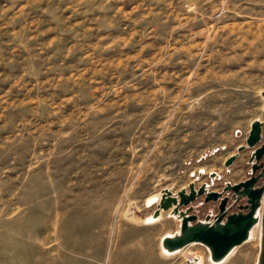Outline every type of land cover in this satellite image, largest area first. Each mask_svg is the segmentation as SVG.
I'll return each mask as SVG.
<instances>
[{
    "label": "rangeland",
    "instance_id": "rangeland-1",
    "mask_svg": "<svg viewBox=\"0 0 264 264\" xmlns=\"http://www.w3.org/2000/svg\"><path fill=\"white\" fill-rule=\"evenodd\" d=\"M263 90L264 0H0V264H189L161 252L174 204L152 223L145 200L249 177L253 148L224 161ZM257 238L218 262L186 246L257 264Z\"/></svg>",
    "mask_w": 264,
    "mask_h": 264
},
{
    "label": "water",
    "instance_id": "water-1",
    "mask_svg": "<svg viewBox=\"0 0 264 264\" xmlns=\"http://www.w3.org/2000/svg\"><path fill=\"white\" fill-rule=\"evenodd\" d=\"M264 98V90L262 91ZM264 108V107H263ZM250 130L245 138L246 144L237 147V151L224 161V166L228 167L238 156L244 147L253 148L249 158L251 176L244 181L229 183L227 182L223 192L233 191V199L237 201L239 197L247 199V204L241 206L246 208L245 212H231L227 214L226 204L228 198L223 197L222 191L208 190L204 183L201 187L196 188L192 182L188 184V190L181 189L177 192V196L172 195L169 189H163L162 195L158 200L157 209L153 216H157L161 208L166 209L174 204L173 212L180 217V234L173 235V237L165 236L162 239V245L168 250H174L184 247L190 242L204 243L209 247L210 258L213 261L222 260L234 246L244 242L249 235L251 227L258 222L256 211L263 207L262 210V236L261 247L258 254L259 264H264V181L261 185L256 187V182L259 178L264 179V164L259 162L264 153V137L262 138V127L264 121L255 119L250 123ZM258 145V146H257ZM257 175H254L256 171ZM211 175H215L212 173ZM204 195L205 201H216L220 198L218 204V212L210 221V216L205 217V221L197 219V215L191 213L192 206L189 204L198 196ZM180 205L186 206L184 211H178L177 207ZM193 221V222H191Z\"/></svg>",
    "mask_w": 264,
    "mask_h": 264
},
{
    "label": "bare ground",
    "instance_id": "bare-ground-1",
    "mask_svg": "<svg viewBox=\"0 0 264 264\" xmlns=\"http://www.w3.org/2000/svg\"><path fill=\"white\" fill-rule=\"evenodd\" d=\"M136 175V174H135ZM161 195H162V193H158V194H155V195H153V196H150V197H148L146 200H145V202H146V204L147 205H152V204H155V203H158V200L160 199V197H161ZM173 207H174V205H172V207H171V209L170 210H168V211H165L164 213H165V215L167 216L168 214L170 215L171 214V212L174 210L173 209ZM262 210H263V207L262 206H260V208L256 211V213H257V216H258V222L255 224V225H253L252 227H251V230H250V232H249V238H250V240L251 239H253L254 237H255V235H257V239L259 240V241H261V236H262V215H263V213H262ZM162 211H160L159 213H158V215L157 216H147L148 217V219H147V221H149V222H152V223H156V222H158V220H160L163 216V214H164ZM178 216V215H177ZM201 221H205V219H202ZM210 221H212V219H210ZM163 225H164V223H162ZM176 232H177V234H180V230H176ZM177 234H175V235H177ZM165 236H170V237H173V233L171 234V231H170V233L169 232H166V233H164L163 234V237H162V239L165 237ZM162 239H161V244L160 245H162ZM258 241V242H259ZM261 243V242H260ZM260 247H261V245H260ZM160 250V249H159ZM167 248H165L164 247V245H162L161 246V252H166V253H168V251H170L171 252V250H168ZM175 250V249H174ZM174 250H172V251H174ZM177 251H183L182 252V255H183V257H184V259H186L185 261H187V263H189V264H200V260H201V258H200V255L199 254H196V253H193V251L192 252H187V246H185V247H181V248H177L176 250H175V252H177ZM195 251V250H194ZM232 252V251H231ZM169 254V253H168ZM232 253H229V255H227V256H230ZM162 255V254H161ZM247 254H245V253H242L241 251H237V252H234L233 254H232V256L230 257V258H232V260L233 259H236V258H240V257H244V258H247ZM195 258L197 259H199V261H196L195 260ZM183 262V261H182ZM257 264H259V257H258V262H257Z\"/></svg>",
    "mask_w": 264,
    "mask_h": 264
},
{
    "label": "flooded vegetation",
    "instance_id": "flooded-vegetation-1",
    "mask_svg": "<svg viewBox=\"0 0 264 264\" xmlns=\"http://www.w3.org/2000/svg\"><path fill=\"white\" fill-rule=\"evenodd\" d=\"M263 156H262V158L260 159V161L259 162H262L263 164H264V160H263V158H264V153L262 154ZM251 165V164H250ZM259 171H260V169L258 170V171H256L255 173H254V175H257L258 173H259ZM251 174L252 173H250V176H251ZM249 176V177H250ZM249 177H247V178H249ZM247 178H245V179H247ZM244 179V180H245ZM243 180V181H244ZM263 181H264V179L263 178H259V180L256 182V187L257 186H259V185H261L262 183H263ZM240 182V181H239ZM231 193H232V196L234 195L233 194V191H231ZM222 195H223V197L224 196H226L227 198H228V196L227 195H224L223 193H222ZM235 196V195H234ZM216 201H218V204L220 203V198H218ZM229 201V200H228ZM228 201H227V204H226V209H227V211H226V213L227 214H230L231 212H238V211H241V212H245V210H246V208L244 209V208H241V206H245L246 204H247V199L246 198H244V197H239L238 198V200L237 201H235V204H236V210H231V211H228V208H227V206H228ZM218 206V205H217ZM216 215V214H215ZM214 215V216H215ZM213 216V217H214ZM212 217V218H213Z\"/></svg>",
    "mask_w": 264,
    "mask_h": 264
}]
</instances>
